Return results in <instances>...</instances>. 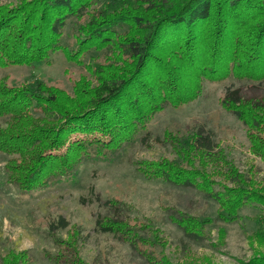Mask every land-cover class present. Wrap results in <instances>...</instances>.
<instances>
[{"label":"trees","instance_id":"16d2710c","mask_svg":"<svg viewBox=\"0 0 264 264\" xmlns=\"http://www.w3.org/2000/svg\"><path fill=\"white\" fill-rule=\"evenodd\" d=\"M5 1L14 0H0V66L48 62L59 50L68 60L84 63L87 53L101 52L85 63L97 84L81 79L73 94L44 82L0 83V117H9L0 126V151L10 155L9 180L22 191L71 174L86 156L116 152L167 105L196 100L204 80H264V0H135L104 9L94 7L98 0H21L17 5ZM85 16L88 21L77 27L75 46L63 44L68 20ZM101 56L106 62L98 61ZM221 103L246 125L252 152L264 156L259 135L264 131V99L246 98L241 88L228 87ZM75 134L84 137L73 139ZM155 141L161 142L160 137ZM178 146L191 161L189 166L164 158L141 162L139 171L205 193L219 204L216 220L232 223L243 207H264V185L216 152L210 131L199 127ZM199 155L204 166L228 165L223 176L229 184L214 180L205 167L192 165V156ZM172 219L194 241H203L205 226L215 220L184 213ZM68 225L61 216L50 222L49 231ZM97 226L120 240L132 239L136 248L144 242L134 225L117 216L98 218ZM251 238L264 245V227ZM257 252L246 264H264V252ZM147 258L150 264H192L150 253ZM32 262L29 250L1 257V264ZM54 264L84 262L62 263L56 257Z\"/></svg>","mask_w":264,"mask_h":264},{"label":"rangeland","instance_id":"374dc122","mask_svg":"<svg viewBox=\"0 0 264 264\" xmlns=\"http://www.w3.org/2000/svg\"><path fill=\"white\" fill-rule=\"evenodd\" d=\"M20 1L5 2L17 5ZM124 1L135 2L98 0L94 7L117 8ZM86 21V16L79 20L71 17L64 29L63 44L75 46L77 27ZM100 53L91 51L82 58L84 63H79L68 60L59 50L51 54L48 62L0 66V83L22 86L44 82L73 94L81 79L89 85L97 84L85 63ZM103 57L98 59L100 63L106 62ZM228 87L241 88L246 98L264 99V80H204L196 100L179 107L167 105L134 140L116 152L86 156L71 174L30 192L10 182L6 168L10 155L0 151V264L4 254L21 250H29L32 264H54L56 257L62 263L81 259L84 264H150L148 253L179 263L246 264L257 251L264 252V245L251 238L259 227H264V207L247 205L232 223L216 220L219 204L205 193L162 178H148L139 171L141 162L164 158L189 166L191 161L188 163L178 145L204 127L213 135L216 152H222L240 172L264 185V156L252 152L246 125L221 103ZM8 119L0 117V126H5ZM146 135L148 139L143 141ZM259 135L264 142V131ZM82 137L75 134L73 139ZM157 137L161 142L155 141ZM192 157V165L205 167L216 181L227 182L223 173L228 171V165L220 162L204 166L200 155ZM112 203L119 208L112 207ZM179 213L215 219L205 226L203 241L188 238L178 227L172 218ZM61 216L69 225L50 233V222ZM115 216L130 222L144 237V242L138 243L141 248H136L132 239L120 240L98 228V218Z\"/></svg>","mask_w":264,"mask_h":264}]
</instances>
